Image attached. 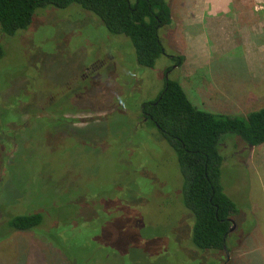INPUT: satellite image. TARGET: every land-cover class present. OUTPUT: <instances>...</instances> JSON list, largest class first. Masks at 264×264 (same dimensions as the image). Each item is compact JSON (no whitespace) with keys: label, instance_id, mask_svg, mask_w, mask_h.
Returning a JSON list of instances; mask_svg holds the SVG:
<instances>
[{"label":"rangeland","instance_id":"rangeland-1","mask_svg":"<svg viewBox=\"0 0 264 264\" xmlns=\"http://www.w3.org/2000/svg\"><path fill=\"white\" fill-rule=\"evenodd\" d=\"M167 1L173 21L151 69L76 5L38 8L27 28L0 36V224L43 215L39 230L0 228V264H264V144L223 141L221 183L239 213L226 251H201L176 155L141 117L166 79L208 113L264 107V0H226L225 18L200 24L197 0ZM198 31L205 43L192 54L206 67L187 77L172 57Z\"/></svg>","mask_w":264,"mask_h":264},{"label":"trees","instance_id":"trees-1","mask_svg":"<svg viewBox=\"0 0 264 264\" xmlns=\"http://www.w3.org/2000/svg\"><path fill=\"white\" fill-rule=\"evenodd\" d=\"M70 5L92 13L109 33L127 38L137 66L151 69L165 55L159 31L172 24L167 0H0V36L11 37L27 28L38 8ZM172 60L181 68L185 58L178 55ZM142 110L176 155L184 205L193 216V246L223 251L231 233L230 220L236 222L239 209L221 183L225 160L221 145L230 140L244 150L264 144V107L245 115L208 113L192 104L178 81L166 79L163 90ZM42 223V212L15 214L0 228L7 233L29 232L39 230Z\"/></svg>","mask_w":264,"mask_h":264},{"label":"crops","instance_id":"crops-1","mask_svg":"<svg viewBox=\"0 0 264 264\" xmlns=\"http://www.w3.org/2000/svg\"><path fill=\"white\" fill-rule=\"evenodd\" d=\"M227 1L222 0L221 5H220L221 9L218 11H213V9L215 7H213L214 5H212V3H210L209 0L208 1L207 0H197V5H195L193 8H191L190 11L199 12V14H201L200 17L198 16L196 19L198 22L197 24H200L199 22H201V21L205 22V15L209 19H212V18H214V16L216 14H222L223 15L222 17L225 18V16L231 12V3L230 2L227 3ZM172 21H173V19H172ZM191 25H193V24L191 23ZM201 30H205V24H202ZM204 37L205 36H204L203 32L201 33L200 31L196 32L195 34L190 35V38H189L190 41L188 42V45H189V47H191V49L188 50V48H187L186 51L184 53H182V55L185 58V61H184L183 65L181 66V69L185 72L184 74L187 77H190L191 74H194L197 71L201 70L200 68L206 67V63H205V65L203 63L201 65L200 64L197 65L196 63L200 62V57L198 54H196L195 51H194V55L196 54V56H193V54H192L193 50L198 49L204 45V43H205ZM205 39H206V37H205ZM193 46H194V48H193ZM189 60H191V62H189Z\"/></svg>","mask_w":264,"mask_h":264},{"label":"flooded vegetation","instance_id":"flooded-vegetation-1","mask_svg":"<svg viewBox=\"0 0 264 264\" xmlns=\"http://www.w3.org/2000/svg\"><path fill=\"white\" fill-rule=\"evenodd\" d=\"M141 117L143 119V122H147L148 120H151V118L143 110H141ZM61 120L63 121V119Z\"/></svg>","mask_w":264,"mask_h":264},{"label":"water","instance_id":"water-1","mask_svg":"<svg viewBox=\"0 0 264 264\" xmlns=\"http://www.w3.org/2000/svg\"><path fill=\"white\" fill-rule=\"evenodd\" d=\"M230 222H231L230 232H232L234 228V222L232 220H230ZM224 251H226L225 248H224Z\"/></svg>","mask_w":264,"mask_h":264}]
</instances>
